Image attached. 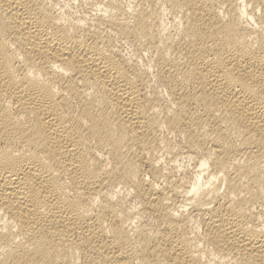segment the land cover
<instances>
[{
	"label": "bare ground",
	"instance_id": "bare-ground-1",
	"mask_svg": "<svg viewBox=\"0 0 264 264\" xmlns=\"http://www.w3.org/2000/svg\"><path fill=\"white\" fill-rule=\"evenodd\" d=\"M140 1L75 0L97 10L70 18L58 0H0V264H264V0H161L183 8L178 39ZM109 29L140 56L161 52L181 114L164 122L201 159L176 180L186 203L164 205L144 179L159 104ZM116 181L169 231L125 227Z\"/></svg>",
	"mask_w": 264,
	"mask_h": 264
},
{
	"label": "rangeland",
	"instance_id": "rangeland-1",
	"mask_svg": "<svg viewBox=\"0 0 264 264\" xmlns=\"http://www.w3.org/2000/svg\"><path fill=\"white\" fill-rule=\"evenodd\" d=\"M58 1L70 18L76 15H91L97 10V4H80L75 2V0ZM123 3L127 8L131 9H139L141 6L140 0H123ZM186 3L187 0L182 5ZM144 6L152 8L157 13L159 20L165 25V30L162 34L166 37L178 39L180 33L187 27L182 6L177 10H173L161 0H156L153 3L146 2ZM243 10L244 8L240 6L238 13L242 21H246L247 16L243 14ZM162 45L163 42H160L161 47ZM109 46L118 50L123 61L127 62L132 71L139 77L140 82L145 86L149 98H156L159 104L157 107L160 110L158 131L156 137L150 141L145 149V157L155 164V169L146 174L144 179L163 191L165 196L169 198L163 199L164 205L186 203L187 201L181 193V188L176 186V180L184 175L188 179H192L200 166L201 159L199 158V153L196 154L189 151L190 139L182 128L176 124L172 125L164 122L165 117L171 118L175 114H181L166 83L160 78V69L156 63L159 61L161 52L153 48L148 53L140 56L132 44L123 40L120 35L111 33V29H109ZM164 52L166 56L170 54L169 49H164ZM201 112L202 110L200 109L199 113ZM179 162L182 166H175ZM166 178L168 181L165 180ZM122 186L118 181L109 184V193L115 195V199L120 202L126 213L125 227L130 228L134 224H139L154 231H169L171 218L167 214H160L151 208V205L139 195L136 189ZM191 210V205H188L186 210L180 212L181 217L191 219ZM186 231L192 237L201 235L197 222L194 220L188 222Z\"/></svg>",
	"mask_w": 264,
	"mask_h": 264
}]
</instances>
